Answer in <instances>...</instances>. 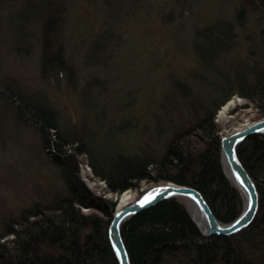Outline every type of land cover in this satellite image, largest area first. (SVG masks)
Listing matches in <instances>:
<instances>
[{"label":"rangeland","instance_id":"374dc122","mask_svg":"<svg viewBox=\"0 0 264 264\" xmlns=\"http://www.w3.org/2000/svg\"><path fill=\"white\" fill-rule=\"evenodd\" d=\"M259 13L258 0H0V231L22 210L49 205L66 188L63 166L1 91L45 102L99 162L117 165L119 153L158 154L174 131L202 114L225 77L235 76L250 47L258 48ZM48 20L55 27L43 44ZM57 50L71 74L41 73L42 51ZM258 119L237 93L214 116L221 137ZM77 159L90 195L112 202L113 213L121 194L133 202L170 182L140 180L113 193L92 173L87 154ZM220 160L240 192L242 210L245 195L228 176L221 149ZM175 198L190 215L194 204ZM81 212L111 220L94 206Z\"/></svg>","mask_w":264,"mask_h":264},{"label":"trees","instance_id":"16d2710c","mask_svg":"<svg viewBox=\"0 0 264 264\" xmlns=\"http://www.w3.org/2000/svg\"><path fill=\"white\" fill-rule=\"evenodd\" d=\"M258 5L259 20L264 22V0H258ZM52 27V21L43 24V44L51 40ZM260 33L258 48L250 47L246 61L234 68L232 79L225 77L214 98L208 94L201 115L174 131L158 154L145 150L119 153L117 165L93 158L81 135L61 126L56 111L39 98L1 91L19 119L39 133L52 160L63 166L66 188L49 205L24 209L5 222L0 231V264H118L108 238L110 220L81 212L82 207L94 206L110 219L113 213V203L90 195L80 179L77 157L83 153L89 157L92 173L105 181L110 192L136 187L140 180L170 181L201 191L220 222L234 220L241 210V197L223 172L221 135L214 116L237 93L249 101L256 117H264V27ZM61 57L60 50L42 51L41 73L71 74L72 69ZM236 150L259 193L252 222L230 236H205L181 202L175 197L163 199L121 224L131 264H264V133L247 136Z\"/></svg>","mask_w":264,"mask_h":264},{"label":"water","instance_id":"95a60500","mask_svg":"<svg viewBox=\"0 0 264 264\" xmlns=\"http://www.w3.org/2000/svg\"><path fill=\"white\" fill-rule=\"evenodd\" d=\"M254 133H264V117L221 138L223 159L229 168L233 182L246 198L241 212L234 220L229 223L220 222L201 191L194 187L173 182L164 185L157 184L143 192L135 201L115 210L111 217L107 232L118 264H131L128 250L121 235L122 222L166 198L184 197L189 199L206 223L207 231H200L205 236L212 234L230 236L246 228L256 215L259 194L255 182L237 154L236 146Z\"/></svg>","mask_w":264,"mask_h":264},{"label":"bare ground","instance_id":"6f19581e","mask_svg":"<svg viewBox=\"0 0 264 264\" xmlns=\"http://www.w3.org/2000/svg\"><path fill=\"white\" fill-rule=\"evenodd\" d=\"M263 118V117H262ZM261 119V118H260ZM254 122V121H253ZM252 123V122H251ZM250 124V123H249ZM247 126V125H246ZM244 126L240 127V128H237L234 131L238 130V129H242ZM222 138V137H221ZM228 176L231 177V173L230 171H228ZM164 184H167V183H161V184H158V185H164ZM258 190V189H257ZM259 194V193H258ZM128 197L125 195V194H121L120 195V198L118 200V203H117V208L116 210L126 206L127 204H129L130 202H128L127 199ZM184 198V197H182ZM187 201H189V199L185 198ZM189 212H190V216L191 218L193 219V221L195 222L196 226L198 227V229L201 231H207V226H206V223L205 221L202 219L200 213L198 212V210L196 209V207H190L189 208ZM241 212V211H240ZM257 213V212H256ZM239 215V214H238ZM231 222V221H230ZM223 223V222H222ZM229 223V222H228ZM243 230V229H242ZM241 231V230H240ZM239 232V231H238ZM201 233V232H200ZM237 233V232H236ZM203 235V234H202ZM233 235V234H232ZM210 236V235H209Z\"/></svg>","mask_w":264,"mask_h":264}]
</instances>
